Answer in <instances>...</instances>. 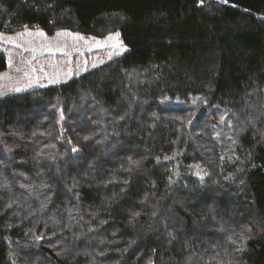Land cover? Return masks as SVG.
<instances>
[{"label": "trees", "instance_id": "trees-1", "mask_svg": "<svg viewBox=\"0 0 264 264\" xmlns=\"http://www.w3.org/2000/svg\"><path fill=\"white\" fill-rule=\"evenodd\" d=\"M27 26L128 52L0 99V264H264V0H0Z\"/></svg>", "mask_w": 264, "mask_h": 264}, {"label": "rangeland", "instance_id": "rangeland-1", "mask_svg": "<svg viewBox=\"0 0 264 264\" xmlns=\"http://www.w3.org/2000/svg\"><path fill=\"white\" fill-rule=\"evenodd\" d=\"M115 33L97 38L60 30L48 35L36 26L0 32V52L6 60L0 99L67 83L120 58L128 49L117 43Z\"/></svg>", "mask_w": 264, "mask_h": 264}, {"label": "snow or ice", "instance_id": "snow-or-ice-1", "mask_svg": "<svg viewBox=\"0 0 264 264\" xmlns=\"http://www.w3.org/2000/svg\"><path fill=\"white\" fill-rule=\"evenodd\" d=\"M203 2V0H201V3ZM224 2H227V0H224ZM39 35H44V33H39ZM57 35H60V33H57ZM119 36H120V33H115V37L117 38V43L119 44V45H122V41H119ZM19 90V89H18ZM73 151H77V149H73Z\"/></svg>", "mask_w": 264, "mask_h": 264}]
</instances>
